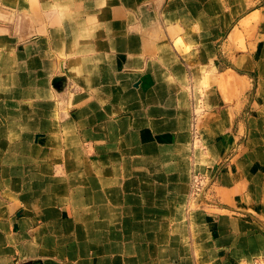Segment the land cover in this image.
<instances>
[{
    "label": "crops",
    "instance_id": "crops-1",
    "mask_svg": "<svg viewBox=\"0 0 264 264\" xmlns=\"http://www.w3.org/2000/svg\"><path fill=\"white\" fill-rule=\"evenodd\" d=\"M0 4V264H264V0Z\"/></svg>",
    "mask_w": 264,
    "mask_h": 264
},
{
    "label": "rangeland",
    "instance_id": "rangeland-1",
    "mask_svg": "<svg viewBox=\"0 0 264 264\" xmlns=\"http://www.w3.org/2000/svg\"><path fill=\"white\" fill-rule=\"evenodd\" d=\"M20 11L15 8H11L5 5L0 4V41L4 39H9L16 34L18 28ZM222 42H218L216 48L219 50L221 59L223 56V47Z\"/></svg>",
    "mask_w": 264,
    "mask_h": 264
},
{
    "label": "built area",
    "instance_id": "built-area-1",
    "mask_svg": "<svg viewBox=\"0 0 264 264\" xmlns=\"http://www.w3.org/2000/svg\"><path fill=\"white\" fill-rule=\"evenodd\" d=\"M193 181V195L197 197L203 192L205 186L201 177H195ZM251 264H263V262L261 259H254Z\"/></svg>",
    "mask_w": 264,
    "mask_h": 264
}]
</instances>
